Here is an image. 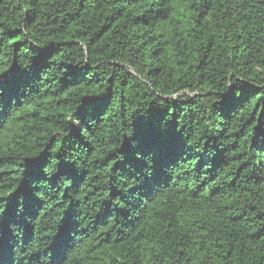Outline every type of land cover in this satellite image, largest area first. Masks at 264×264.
<instances>
[{"label":"trees","instance_id":"trees-1","mask_svg":"<svg viewBox=\"0 0 264 264\" xmlns=\"http://www.w3.org/2000/svg\"><path fill=\"white\" fill-rule=\"evenodd\" d=\"M0 264H264V0H0Z\"/></svg>","mask_w":264,"mask_h":264}]
</instances>
